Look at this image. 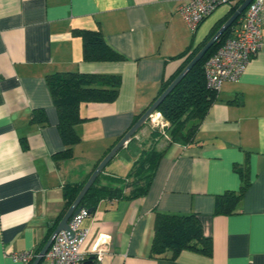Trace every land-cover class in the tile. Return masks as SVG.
<instances>
[{"label": "crops", "instance_id": "crops-1", "mask_svg": "<svg viewBox=\"0 0 264 264\" xmlns=\"http://www.w3.org/2000/svg\"><path fill=\"white\" fill-rule=\"evenodd\" d=\"M183 1L0 0V264H23L10 255L42 249L63 217L65 186L88 178L185 59L173 57L201 44L230 9L219 7L191 31L178 11ZM74 29H99L123 60L84 61ZM60 72L121 80L113 103L80 105V142L67 160L54 158L65 146L46 84ZM33 110H44L47 123L32 124ZM148 134L143 128L124 144L104 168L102 185L119 186L148 147ZM161 148L146 195L127 198L126 188L84 220L87 245L110 237L102 264H264V46L237 82L222 84L193 144ZM242 169L249 187L237 213L213 215L217 195L239 190ZM156 213L198 216L211 256L182 251L174 260L152 259Z\"/></svg>", "mask_w": 264, "mask_h": 264}, {"label": "trees", "instance_id": "trees-1", "mask_svg": "<svg viewBox=\"0 0 264 264\" xmlns=\"http://www.w3.org/2000/svg\"><path fill=\"white\" fill-rule=\"evenodd\" d=\"M243 1L238 0L230 7L228 13L214 26L210 34L201 44L193 49L190 44L183 52L173 57V59L183 57L185 59L178 70L161 83L158 96L164 92ZM237 20L220 36L218 41L192 67L158 106L156 111L163 116L168 125L162 131L159 129L152 130L147 141L148 147L141 151L139 158L125 179L117 182L119 184L118 187H113L112 184L102 185L101 172L81 200L80 204L84 209L93 210L94 212L100 201L121 198L122 191L126 188H131V190L125 197H143L149 189L158 162L164 152V148H159L160 141H165L166 147L175 143L188 146L195 142L200 124L217 97V93L206 88L203 69L204 63L231 36ZM71 34L81 39L82 59L84 61L115 62L123 60L120 54L116 53L106 44L99 29H74ZM46 84L57 113V129L62 143L65 146V149L56 154L54 158L67 160L73 155V146L80 142V137L75 131V126L83 120L79 114L80 105L88 103H113L118 96L121 80L119 76L115 75L60 72L46 76ZM144 112L136 116L132 126ZM30 121L32 124L39 125L47 123L44 110H33ZM238 173L242 181L239 190L226 191L221 195H217L215 197L213 215L228 216L237 213L238 204L249 187L246 169L238 170ZM87 179L80 185L65 186V210L62 216L70 207ZM40 250L35 254L37 255ZM182 251L195 252L206 257H210L212 254L211 238L204 236L198 216L195 214L156 213L149 256L152 259L174 260Z\"/></svg>", "mask_w": 264, "mask_h": 264}, {"label": "built area", "instance_id": "built-area-1", "mask_svg": "<svg viewBox=\"0 0 264 264\" xmlns=\"http://www.w3.org/2000/svg\"><path fill=\"white\" fill-rule=\"evenodd\" d=\"M238 0H184L179 6V14L191 31L197 27L219 7H231ZM264 0H252L235 26L231 36L204 63L206 88L218 94L222 84L234 83L243 74L249 60L264 46ZM149 122L163 129L168 125L159 112L148 117ZM90 216L88 210L82 208L78 214L69 220V230L72 236L60 231L54 238L44 258L52 264H84L88 257L94 260L92 264H102L108 253L109 236L99 235L89 245V230L83 222ZM35 253L27 251L10 255V259L23 264H30Z\"/></svg>", "mask_w": 264, "mask_h": 264}, {"label": "water", "instance_id": "water-1", "mask_svg": "<svg viewBox=\"0 0 264 264\" xmlns=\"http://www.w3.org/2000/svg\"><path fill=\"white\" fill-rule=\"evenodd\" d=\"M252 0H244L243 3L236 9V11L228 18V20L218 29V31L210 38V40L203 46V48L194 56V58L187 64V66L180 72V74L171 82V84L164 90V92L158 96V98L147 108V110L141 115L137 122L128 130V132L119 140V142L105 155V157L99 162L96 168L92 171L89 178L85 182L84 186L67 209L62 219L56 226L55 230L52 232L40 252L37 254L36 258L32 264H40L43 260L46 252L48 251L50 245L52 244L54 238L60 231H65L72 236V232L69 230V220L71 217L78 214V212L83 208L80 204L82 198L87 193L91 185L94 183L96 178L101 172H103L106 165L112 160V158L117 154V152L126 144L132 137L136 134L139 128L146 123L150 114L155 112L162 101L167 97V95L176 87V85L185 77V75L192 69V67L200 61V59L206 54V52L218 41L220 36L229 28L231 25L243 14L247 6ZM91 214L93 210H88Z\"/></svg>", "mask_w": 264, "mask_h": 264}, {"label": "rangeland", "instance_id": "rangeland-1", "mask_svg": "<svg viewBox=\"0 0 264 264\" xmlns=\"http://www.w3.org/2000/svg\"><path fill=\"white\" fill-rule=\"evenodd\" d=\"M143 128H145V133L147 134L148 132H149V134H148V137L150 136V133L152 132V130H154V129H159L160 131H162L163 129H160V128H158V127H156V126H154V125H152L150 122H149V120H147L146 121V123L143 125V127L141 128V129H143ZM140 129V130H141ZM139 131V130H138ZM148 137H147V141H148ZM146 139V138H145ZM161 143H160V145L162 146V145H166V144H164V143H166L165 141H160ZM164 142V143H163ZM161 146H159V148H161ZM162 149V148H161Z\"/></svg>", "mask_w": 264, "mask_h": 264}, {"label": "bare ground", "instance_id": "bare-ground-1", "mask_svg": "<svg viewBox=\"0 0 264 264\" xmlns=\"http://www.w3.org/2000/svg\"><path fill=\"white\" fill-rule=\"evenodd\" d=\"M156 112V111H155ZM154 113V112H153Z\"/></svg>", "mask_w": 264, "mask_h": 264}]
</instances>
